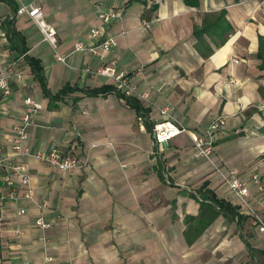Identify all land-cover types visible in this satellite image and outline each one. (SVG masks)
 Masks as SVG:
<instances>
[{
  "label": "crops",
  "instance_id": "1",
  "mask_svg": "<svg viewBox=\"0 0 264 264\" xmlns=\"http://www.w3.org/2000/svg\"><path fill=\"white\" fill-rule=\"evenodd\" d=\"M31 1L0 0V71L14 64L22 73L11 79L10 95L0 94V154L11 151L24 99L32 95L43 108L26 144L36 150L55 143L87 164L67 173L29 157L32 198L19 184L18 199H2L0 172V264H264L256 218L264 219V191L251 185L243 203L218 170L246 178L258 172L264 181V1L35 0L56 27L66 61L28 14L17 13ZM108 8L121 14L104 30L118 45L77 50L79 41L95 43L91 29L101 24L99 9ZM221 14L233 28L223 43L222 33L196 34ZM24 48L41 61L51 95ZM103 65L126 74L148 123L116 90L87 93L118 88L114 77L86 71ZM65 85L76 89L52 98ZM166 105L199 134L226 116L212 161L193 153L187 131L156 151L153 123ZM40 216L51 227L40 228Z\"/></svg>",
  "mask_w": 264,
  "mask_h": 264
},
{
  "label": "built area",
  "instance_id": "2",
  "mask_svg": "<svg viewBox=\"0 0 264 264\" xmlns=\"http://www.w3.org/2000/svg\"><path fill=\"white\" fill-rule=\"evenodd\" d=\"M264 1V0H263ZM17 13L28 14L37 24L41 31L44 40L52 44L55 49V57L58 60L66 61V57L58 52V37L56 27L50 22L44 13L43 7L37 1L29 3H20ZM121 14L116 8L99 9L98 18L101 21L100 26H95L91 29V37L95 43L91 46L84 42H77L76 49H86L95 53L100 50H111L118 45L117 36L106 35L105 28H107L113 20L120 18ZM144 26L150 28L152 22L145 21ZM237 62L238 59H235ZM86 71L93 74H101L105 76L114 77L117 81L118 88L125 95H134L136 87L129 81L124 72H117L112 65H103L96 70L86 68ZM13 77H22V73L15 68L14 64H10L4 70L0 71V94L8 96L12 92L11 79ZM231 82L240 84V80L232 78ZM147 98L148 92L141 94ZM43 108L42 102L37 100L34 96L28 95L24 99L23 112L14 126L13 144L10 152L0 154V172L3 181V186L6 191H3L1 198L6 197L18 199L19 184L25 188V195L29 198L33 197V188L31 186V171L27 159L29 157L36 158L51 168L60 170L62 172H73L77 168L83 167L87 164V160L81 158L78 154L63 149L61 146L50 143L39 149H32L26 144L29 136L28 128L33 124L34 117ZM160 118L153 123L152 134L153 142L157 152L165 150L166 145L177 135L183 132H191L183 126L177 119L175 113L169 105L163 106L159 111ZM226 124V116L218 115L212 120L210 125L201 134L191 132L193 140V153L199 157L209 161L214 159L217 150V141L221 137V131ZM219 172L223 175L226 183L232 191L239 196L243 203L247 204V197L251 194V185H255L258 192L264 191V181L258 172H252L249 178H246L236 169H225L218 167ZM25 209L21 208L20 213H25ZM258 229L264 233V219L256 215ZM37 225L43 230L51 227L52 223L47 221L43 216L36 219ZM19 234L21 230L16 229ZM46 239V236H43ZM28 264V262H22Z\"/></svg>",
  "mask_w": 264,
  "mask_h": 264
},
{
  "label": "trees",
  "instance_id": "3",
  "mask_svg": "<svg viewBox=\"0 0 264 264\" xmlns=\"http://www.w3.org/2000/svg\"><path fill=\"white\" fill-rule=\"evenodd\" d=\"M188 4L191 5H196L198 3V0H185ZM238 1V0H236ZM219 32L222 33V38H221V43H223L226 40V35L231 33L233 31V28L230 26L228 23L225 14H221L218 18V20L211 26L203 28L202 30H197L196 34L200 36L203 32ZM13 34H16L15 31H13ZM225 33V34H224ZM225 35V36H224ZM25 49V48H24ZM262 49H264V37H261V42H260V51L262 52ZM28 53V50H24V54L26 58L28 59L32 72L40 79L42 86L44 87V90L46 91L47 94H50V92L47 91L46 84H45V76H44V70L41 64V61L38 58H35L33 56H30ZM76 87L70 86V85H65L61 91L58 92L57 95L52 94V98L58 97L60 95H64L69 91L75 90ZM111 90H116L119 95L132 107H135L139 111L140 117L145 120L148 123V118L145 114L146 108L143 107L139 99L135 95H125L119 88L113 86V85H105L103 87L97 88V89H92V90H87V93L91 94H98V93H107ZM51 95V94H50ZM217 208L218 209H223L226 206H224L223 203L217 202ZM238 220H240V215L236 216Z\"/></svg>",
  "mask_w": 264,
  "mask_h": 264
}]
</instances>
